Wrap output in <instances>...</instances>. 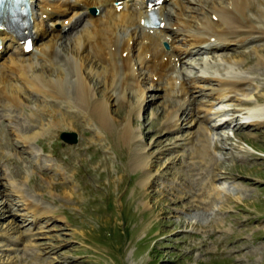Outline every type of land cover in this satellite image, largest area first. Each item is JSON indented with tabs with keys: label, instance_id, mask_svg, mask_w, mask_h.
<instances>
[{
	"label": "rangeland",
	"instance_id": "obj_1",
	"mask_svg": "<svg viewBox=\"0 0 264 264\" xmlns=\"http://www.w3.org/2000/svg\"><path fill=\"white\" fill-rule=\"evenodd\" d=\"M213 2H191L186 17ZM257 48L264 41L181 60L188 88L197 86L189 98L202 124L185 108L179 131L164 126L169 109L184 101L178 87L168 94L149 81L132 140L121 127L129 103L117 99L116 120L106 126L86 108L29 89L16 110L0 109V264H264V59ZM234 57L242 63L232 64ZM238 75L248 77L243 92L214 98L215 78ZM201 125L210 133L209 162L186 140ZM63 131H76L78 141L63 140ZM143 151L148 166L136 162Z\"/></svg>",
	"mask_w": 264,
	"mask_h": 264
},
{
	"label": "bare ground",
	"instance_id": "obj_2",
	"mask_svg": "<svg viewBox=\"0 0 264 264\" xmlns=\"http://www.w3.org/2000/svg\"><path fill=\"white\" fill-rule=\"evenodd\" d=\"M117 1L33 0L32 49L28 50L27 41L0 31L4 42L0 49V109L21 106L25 101L22 92L29 89L86 108L106 126L116 120L118 110H113V101L117 99L129 103L128 110L121 113V127L124 136L132 140L138 136L133 115L141 113L148 97L145 84L149 81L156 87L164 84L162 87L168 94L176 93L178 87L177 92L182 94L184 101L169 109L164 126L167 130L179 131L183 127L181 111L185 108L195 124L201 123L197 115L200 107L191 96L189 98V93L196 92L197 86L188 88L187 77L185 79L188 74L179 69L181 60L195 50L221 52L264 41V0H214L205 6L204 14L187 17L185 13L191 2L201 4V0H170L173 11L164 1L157 9L161 20L158 27L146 24L149 10L143 0H122L120 4ZM92 6L98 8L97 15L89 12ZM64 30L76 32L69 39L63 35ZM64 38L71 43L64 44ZM11 48V54L5 56ZM263 51V48L256 49L261 59H264ZM39 59L48 61L49 65L42 64ZM231 62L242 63L236 57ZM96 75L100 77L97 82L101 83V88L94 82ZM204 79L198 77L196 81ZM215 80H218V87L212 89L214 98L224 100L243 92L242 83L248 81V77L238 75ZM188 101L193 103V108L186 103ZM212 107L207 105L205 110L211 112ZM9 115L13 117L12 113ZM199 128V135L186 140H190L200 161L209 162L213 160L209 149L210 133L203 125ZM30 136L26 135L24 140L29 141ZM149 157L143 151L137 155L136 162L148 166Z\"/></svg>",
	"mask_w": 264,
	"mask_h": 264
},
{
	"label": "water",
	"instance_id": "obj_3",
	"mask_svg": "<svg viewBox=\"0 0 264 264\" xmlns=\"http://www.w3.org/2000/svg\"><path fill=\"white\" fill-rule=\"evenodd\" d=\"M61 136L70 143L78 141V133L75 131H63Z\"/></svg>",
	"mask_w": 264,
	"mask_h": 264
}]
</instances>
